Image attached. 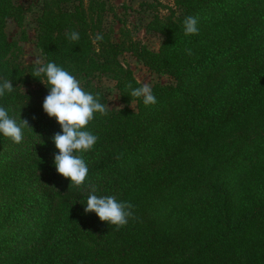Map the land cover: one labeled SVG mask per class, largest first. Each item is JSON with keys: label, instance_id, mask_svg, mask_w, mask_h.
Instances as JSON below:
<instances>
[{"label": "trees", "instance_id": "16d2710c", "mask_svg": "<svg viewBox=\"0 0 264 264\" xmlns=\"http://www.w3.org/2000/svg\"><path fill=\"white\" fill-rule=\"evenodd\" d=\"M171 1L145 24L162 38L153 50L122 30L111 41L102 1L41 0L43 63L69 70L106 105L100 78L109 77L122 103L89 123L98 140L77 187L53 165L61 128L42 109L48 89L5 32L9 20L22 29L28 9L0 0V77L15 87L0 104L32 128L20 144L0 135V264H264V0ZM189 15L197 35H184ZM126 52L170 77L152 84L155 105L129 95L128 83L142 84L121 64ZM93 187L133 205L127 225L85 213Z\"/></svg>", "mask_w": 264, "mask_h": 264}, {"label": "clouds", "instance_id": "9594fccd", "mask_svg": "<svg viewBox=\"0 0 264 264\" xmlns=\"http://www.w3.org/2000/svg\"><path fill=\"white\" fill-rule=\"evenodd\" d=\"M185 36L199 33V17L186 16L182 22ZM72 42L80 39V34L71 31L66 37ZM102 35H97L95 41H101ZM94 41V42H95ZM189 56L193 54L191 48H185ZM35 77L48 89L42 109L50 118H55L61 131L51 139L57 149L53 157V165L58 174L70 179V184L79 187L85 184L89 176V166L84 154L93 150L98 136L89 130L88 125L96 114L106 116L108 105L101 102L98 93L94 94L81 86V80L69 70L54 61L37 62L33 69ZM131 97L142 99L145 106L155 105L157 98L149 84L133 87L126 85ZM12 80L0 77V98L12 93ZM11 110L0 104V135L20 144L25 138V129L29 127L26 119L19 120L10 114ZM32 129V128H31ZM93 187L88 194L84 211L95 213L99 220L108 222L117 228L128 224L133 217V205L118 199L116 195L97 194Z\"/></svg>", "mask_w": 264, "mask_h": 264}, {"label": "rangeland", "instance_id": "374dc122", "mask_svg": "<svg viewBox=\"0 0 264 264\" xmlns=\"http://www.w3.org/2000/svg\"><path fill=\"white\" fill-rule=\"evenodd\" d=\"M84 7H87L91 0H82ZM104 3L102 16V32L109 35L111 41L123 39L121 30L126 34L127 39L147 45L150 49L158 50L161 43V36L148 32L145 24L154 14H165L169 7H174L171 0H99ZM17 4H22L28 9L25 15L23 33L12 20H9L5 27V32L9 39H19L21 42V60L26 63L37 64L43 62L42 55L35 44L37 23L36 18L40 12L41 0H15ZM125 38V39H126ZM24 39V40H21ZM119 60L124 67L131 69L134 79L141 84L167 83L171 81L166 74H157L138 61L131 53L126 52L119 56ZM107 93L108 106L110 108L121 107L119 96L114 87V81L107 76L100 78ZM24 86L23 89H26ZM136 103L130 104L135 108ZM254 136L253 140H256ZM243 147V144H242ZM264 148V147H263ZM233 151V147L225 150V155ZM241 157L245 155L244 148L240 150Z\"/></svg>", "mask_w": 264, "mask_h": 264}]
</instances>
